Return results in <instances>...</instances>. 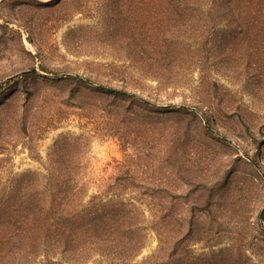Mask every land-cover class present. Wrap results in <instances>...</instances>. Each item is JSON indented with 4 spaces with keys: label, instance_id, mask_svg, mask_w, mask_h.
Instances as JSON below:
<instances>
[{
    "label": "rangeland",
    "instance_id": "obj_1",
    "mask_svg": "<svg viewBox=\"0 0 264 264\" xmlns=\"http://www.w3.org/2000/svg\"><path fill=\"white\" fill-rule=\"evenodd\" d=\"M110 7L111 0H0V191L24 171L45 172L54 142L75 137L78 170L92 178L85 194L98 195L102 177L128 171L135 179L126 183L127 198L141 207L159 206L162 223L166 208L173 219L188 209L191 264H264V212L262 221L258 217L264 207V143L252 141L243 122L224 116L221 125L208 124L194 107L203 121L169 114L162 116L165 125L131 134L129 143L108 135L109 114L99 109L106 104L86 85L122 86L104 76L116 58L107 33ZM143 84L126 88L160 106L190 102L187 91ZM238 104L254 112V134L262 138L264 101L238 91ZM147 139L156 142L154 149ZM200 191L205 195L197 200ZM161 233L172 237L162 227ZM157 244L155 232L148 231L137 258Z\"/></svg>",
    "mask_w": 264,
    "mask_h": 264
},
{
    "label": "trees",
    "instance_id": "obj_2",
    "mask_svg": "<svg viewBox=\"0 0 264 264\" xmlns=\"http://www.w3.org/2000/svg\"><path fill=\"white\" fill-rule=\"evenodd\" d=\"M110 8V47L122 61H109L104 76L122 86L85 83L106 104L99 109L109 114L108 135L129 143V135L165 125L162 116L203 121L200 110L208 124L221 125L224 116L243 122L252 141L264 143L254 134V112L233 105L238 91L264 101V0H111ZM147 81L158 91H187L190 102L160 106L126 88H145ZM146 141L150 150L156 147ZM78 143L61 137L48 153L50 168L24 171L1 189L0 264H191L188 209L173 219L166 208L162 223L159 206L127 198L134 176L123 170L102 177L98 195L85 194L92 178L78 170ZM166 151L171 146L165 144ZM148 231L155 232L157 247L138 259Z\"/></svg>",
    "mask_w": 264,
    "mask_h": 264
},
{
    "label": "water",
    "instance_id": "obj_3",
    "mask_svg": "<svg viewBox=\"0 0 264 264\" xmlns=\"http://www.w3.org/2000/svg\"><path fill=\"white\" fill-rule=\"evenodd\" d=\"M263 212H264V207L261 209V211L259 212V219L262 221V217H263Z\"/></svg>",
    "mask_w": 264,
    "mask_h": 264
}]
</instances>
